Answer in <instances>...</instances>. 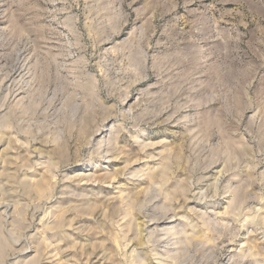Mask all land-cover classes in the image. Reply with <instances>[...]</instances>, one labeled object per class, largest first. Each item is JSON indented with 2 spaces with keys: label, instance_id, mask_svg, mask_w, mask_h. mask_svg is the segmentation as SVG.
Returning <instances> with one entry per match:
<instances>
[{
  "label": "rangeland",
  "instance_id": "1",
  "mask_svg": "<svg viewBox=\"0 0 264 264\" xmlns=\"http://www.w3.org/2000/svg\"><path fill=\"white\" fill-rule=\"evenodd\" d=\"M0 264H264V0H0Z\"/></svg>",
  "mask_w": 264,
  "mask_h": 264
},
{
  "label": "bare ground",
  "instance_id": "2",
  "mask_svg": "<svg viewBox=\"0 0 264 264\" xmlns=\"http://www.w3.org/2000/svg\"><path fill=\"white\" fill-rule=\"evenodd\" d=\"M139 235V234H138Z\"/></svg>",
  "mask_w": 264,
  "mask_h": 264
}]
</instances>
